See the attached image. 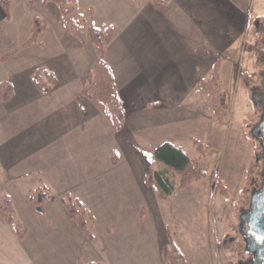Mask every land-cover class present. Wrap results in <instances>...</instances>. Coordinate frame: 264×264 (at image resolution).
Wrapping results in <instances>:
<instances>
[{"label": "crops", "instance_id": "crops-1", "mask_svg": "<svg viewBox=\"0 0 264 264\" xmlns=\"http://www.w3.org/2000/svg\"><path fill=\"white\" fill-rule=\"evenodd\" d=\"M154 1L78 0L95 26L112 34L106 59L126 113L116 131L85 93L98 62L91 42L62 27L53 2L0 0V86L10 81L14 88L10 100L0 97V203L11 198L24 232L20 238L0 214V236L13 248L0 249V264H166L169 231L145 184L153 150L135 136L151 142L186 120L201 82L219 72L250 27L243 0H160L162 9ZM37 16L48 26L27 45ZM38 69L50 73L46 94L34 80ZM39 188L49 194L40 212L28 199ZM69 196L84 203L92 237L70 216Z\"/></svg>", "mask_w": 264, "mask_h": 264}, {"label": "rangeland", "instance_id": "rangeland-1", "mask_svg": "<svg viewBox=\"0 0 264 264\" xmlns=\"http://www.w3.org/2000/svg\"><path fill=\"white\" fill-rule=\"evenodd\" d=\"M241 3L248 9L249 32L236 52L221 58L219 72L204 81L195 110L185 114L186 120L162 131L156 141L135 136L137 143L148 151L165 138L197 159L198 169L207 172L206 177L184 189H176L169 198L157 197L165 231L172 234L188 264H236L238 258L247 255L238 222L242 207L248 205L259 149L251 135L258 114L247 83H258L264 69V0ZM217 74L220 80L212 81ZM196 140L202 143V148ZM144 159L143 154L141 164ZM154 168L168 169L161 163H155ZM168 173L178 186L181 176L170 169ZM219 182L227 189L228 199ZM150 188L156 193L154 187ZM158 223L159 220L154 224L156 230L158 226L162 229ZM10 244L6 237L0 236V249L5 253L13 250Z\"/></svg>", "mask_w": 264, "mask_h": 264}, {"label": "trees", "instance_id": "trees-1", "mask_svg": "<svg viewBox=\"0 0 264 264\" xmlns=\"http://www.w3.org/2000/svg\"><path fill=\"white\" fill-rule=\"evenodd\" d=\"M27 1L33 3V0ZM42 2L45 4L49 2L57 4L61 12L62 27L81 41H90L95 46L98 54V62L95 68L88 74L85 93L100 108L116 131L123 130L126 122V113L119 96L113 71L106 59V48L111 41L112 34L108 31H102L95 26L90 15L78 6V0H42ZM154 3L159 9L164 7V4L160 0H155ZM47 26L48 22L44 18L37 16L34 19L33 27L26 44L29 45L35 42L38 36L46 30ZM47 74L50 75L48 71L40 69L34 73L35 82L45 94L51 90V87L44 81V75ZM217 79L216 76L212 81H216ZM203 83L204 81L201 82L202 85ZM13 95L14 88L10 81L0 86V97L2 100H10ZM196 142L199 148H202V143L198 140ZM146 156L150 165L145 174V184L154 187L157 197L162 200L169 198L176 189H184L189 184L207 176V172L198 169L197 159L190 157L180 147L169 141L158 145L152 152H147ZM155 163H161L168 167V169H156L154 168ZM169 169L181 176V181L178 186L173 183L168 173ZM218 186L221 188L225 199H228L229 196L225 186L221 182L218 183ZM41 189L39 188L37 191L31 192L28 197L29 202L38 212L42 210L41 203L49 196L48 193L44 192V189ZM64 203L70 216L89 237H92L89 228V215L82 200L69 196L64 198ZM13 211L14 206L11 198L4 196L0 203V214L15 228L18 236L22 238L24 232L15 223ZM169 238V242L163 246V256L166 264H188L185 254L171 240L170 234Z\"/></svg>", "mask_w": 264, "mask_h": 264}, {"label": "flooded vegetation", "instance_id": "flooded-vegetation-1", "mask_svg": "<svg viewBox=\"0 0 264 264\" xmlns=\"http://www.w3.org/2000/svg\"><path fill=\"white\" fill-rule=\"evenodd\" d=\"M260 81L251 87V102L258 114L251 128V135L258 143L257 164L250 191L248 205L242 207L238 229L242 237L246 257H240L236 264H264V69L260 72Z\"/></svg>", "mask_w": 264, "mask_h": 264}]
</instances>
